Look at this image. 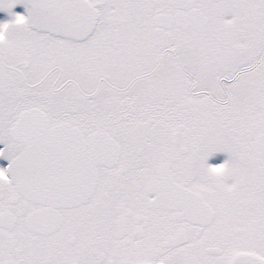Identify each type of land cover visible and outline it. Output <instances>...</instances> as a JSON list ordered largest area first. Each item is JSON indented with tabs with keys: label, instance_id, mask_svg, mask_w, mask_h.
I'll use <instances>...</instances> for the list:
<instances>
[{
	"label": "snow or ice",
	"instance_id": "obj_1",
	"mask_svg": "<svg viewBox=\"0 0 264 264\" xmlns=\"http://www.w3.org/2000/svg\"><path fill=\"white\" fill-rule=\"evenodd\" d=\"M0 11V264H264V0Z\"/></svg>",
	"mask_w": 264,
	"mask_h": 264
},
{
	"label": "flooded vegetation",
	"instance_id": "obj_2",
	"mask_svg": "<svg viewBox=\"0 0 264 264\" xmlns=\"http://www.w3.org/2000/svg\"><path fill=\"white\" fill-rule=\"evenodd\" d=\"M14 13H18V14H26V9L23 6V4H18L14 9H13ZM7 13L0 11V16L2 17H6ZM5 22V21H4ZM4 147L3 144H0V149H2ZM228 159V155L226 153H216L213 157H211L208 161L209 164H220L225 162ZM0 162H1V158H0ZM9 163V162H8ZM8 163L5 164H1L0 163V167H7Z\"/></svg>",
	"mask_w": 264,
	"mask_h": 264
},
{
	"label": "rangeland",
	"instance_id": "obj_3",
	"mask_svg": "<svg viewBox=\"0 0 264 264\" xmlns=\"http://www.w3.org/2000/svg\"><path fill=\"white\" fill-rule=\"evenodd\" d=\"M10 19H11V17L8 16V14L6 15V17H2V16H0V22H4V21L10 20ZM0 163H1V164H2V163L5 164V163H8V161L5 160V159H2V158H1V162H0Z\"/></svg>",
	"mask_w": 264,
	"mask_h": 264
}]
</instances>
